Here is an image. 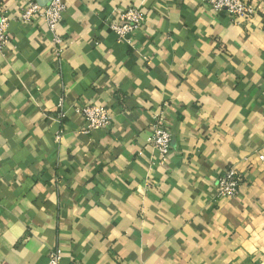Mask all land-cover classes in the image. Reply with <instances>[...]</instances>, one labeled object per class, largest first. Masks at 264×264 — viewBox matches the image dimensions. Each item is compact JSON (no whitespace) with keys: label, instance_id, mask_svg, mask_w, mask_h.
I'll use <instances>...</instances> for the list:
<instances>
[{"label":"crops","instance_id":"0c3cea01","mask_svg":"<svg viewBox=\"0 0 264 264\" xmlns=\"http://www.w3.org/2000/svg\"><path fill=\"white\" fill-rule=\"evenodd\" d=\"M64 2L55 32L14 21L0 50V264H264V0L249 20L202 0ZM132 5L146 22L120 40ZM92 104L106 129L86 132ZM231 166L244 181L217 198Z\"/></svg>","mask_w":264,"mask_h":264},{"label":"built area","instance_id":"2783aa9c","mask_svg":"<svg viewBox=\"0 0 264 264\" xmlns=\"http://www.w3.org/2000/svg\"><path fill=\"white\" fill-rule=\"evenodd\" d=\"M216 13H227L233 19L249 20L257 11L251 0H202ZM16 12L0 5V50L6 48L11 39L10 26L12 22L44 23L55 32L66 14L64 0H51L47 5H41L36 0L20 2L15 7ZM146 22V11L140 5L126 7L120 17L110 22L111 28L116 32L120 40H126L133 33L143 27ZM63 38L55 36L54 42L60 46ZM59 46V47H60ZM60 49H58V52ZM62 106V104H60ZM87 120L86 132L91 130H104L112 121L111 113L107 107L101 105H86L78 109ZM62 108L60 116H62ZM151 132L148 137V145L159 151L161 163H164L171 151L173 132L168 124L164 112H158L153 116ZM59 138V136H57ZM244 181L243 173L238 168L231 166L221 174L215 183L217 198H231L238 194ZM58 252L50 253L49 264H59Z\"/></svg>","mask_w":264,"mask_h":264}]
</instances>
